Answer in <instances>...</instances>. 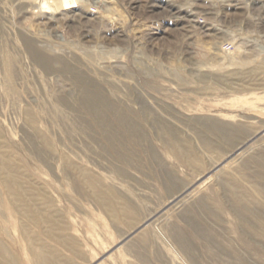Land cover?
I'll return each instance as SVG.
<instances>
[{
  "label": "rangeland",
  "instance_id": "rangeland-1",
  "mask_svg": "<svg viewBox=\"0 0 264 264\" xmlns=\"http://www.w3.org/2000/svg\"><path fill=\"white\" fill-rule=\"evenodd\" d=\"M0 264H264V0H0Z\"/></svg>",
  "mask_w": 264,
  "mask_h": 264
},
{
  "label": "bare ground",
  "instance_id": "bare-ground-1",
  "mask_svg": "<svg viewBox=\"0 0 264 264\" xmlns=\"http://www.w3.org/2000/svg\"><path fill=\"white\" fill-rule=\"evenodd\" d=\"M243 149H244V148H243ZM147 223H148V222H147ZM147 223H146V224H147ZM42 258H43V257H42ZM43 260H44V259H43ZM43 260H42V261H43Z\"/></svg>",
  "mask_w": 264,
  "mask_h": 264
}]
</instances>
